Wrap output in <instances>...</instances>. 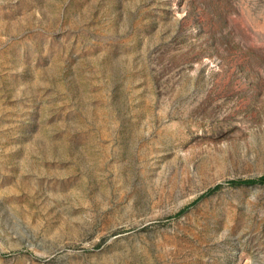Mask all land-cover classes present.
<instances>
[{
    "label": "rangeland",
    "instance_id": "1",
    "mask_svg": "<svg viewBox=\"0 0 264 264\" xmlns=\"http://www.w3.org/2000/svg\"><path fill=\"white\" fill-rule=\"evenodd\" d=\"M264 0H0V264H264Z\"/></svg>",
    "mask_w": 264,
    "mask_h": 264
},
{
    "label": "trees",
    "instance_id": "2",
    "mask_svg": "<svg viewBox=\"0 0 264 264\" xmlns=\"http://www.w3.org/2000/svg\"><path fill=\"white\" fill-rule=\"evenodd\" d=\"M239 183H245V184H254L258 182H264V176H261L258 179H247V180H240Z\"/></svg>",
    "mask_w": 264,
    "mask_h": 264
}]
</instances>
